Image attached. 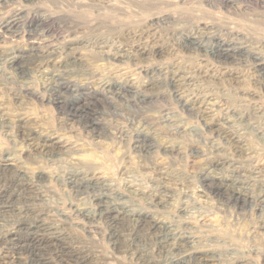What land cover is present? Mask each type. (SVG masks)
<instances>
[{
	"label": "rangeland",
	"instance_id": "obj_1",
	"mask_svg": "<svg viewBox=\"0 0 264 264\" xmlns=\"http://www.w3.org/2000/svg\"><path fill=\"white\" fill-rule=\"evenodd\" d=\"M15 16V33L0 36V166L34 184L42 199L36 205L50 214L48 221L67 232L75 250L78 247L92 264H170L186 254L199 257L198 263L190 264L211 258L217 264H264V212L256 206L242 211L225 207L204 193L200 180L207 161L229 157L228 162L233 161L246 177L264 184V79L254 65L264 64V0H0V21ZM32 21L38 33L27 27ZM184 34L197 37L202 46L184 47ZM29 42L39 50L54 45L59 57L50 63L29 64L25 78H20L7 59ZM217 44L233 45L244 56L223 63L216 56ZM71 59L76 66L72 65L74 70L68 66L73 71L60 83L88 90L82 97L78 90L76 98L67 97L90 102L89 114L98 126L95 132L66 117L49 101L51 75L61 65L58 61ZM179 75L185 85L173 89L160 83ZM111 85L141 101L129 105L112 95ZM178 95L196 108L206 105L209 114L187 111ZM232 110L238 117L259 111L250 121L262 129L259 135L245 120L233 123L239 147L214 138L205 124L210 120L220 125ZM223 123L221 127L228 126ZM136 134L148 140L147 152L143 145V150L136 147ZM28 137L34 138L29 141ZM45 138L52 143L46 151L31 144ZM76 169L99 178L112 193L123 196L121 201L130 210L169 226L171 234L190 235L192 250L176 252L175 239L169 242L173 247L161 251L153 245L155 250L133 239L132 222L112 235L113 229L103 220L79 217L83 209L94 212V197L93 192L75 195L68 189L66 174ZM159 183L168 187L163 206L153 205L149 197ZM253 189L258 188L253 185ZM11 216L7 218L14 221L16 215ZM3 255L9 257V252L0 245V259Z\"/></svg>",
	"mask_w": 264,
	"mask_h": 264
},
{
	"label": "bare ground",
	"instance_id": "obj_2",
	"mask_svg": "<svg viewBox=\"0 0 264 264\" xmlns=\"http://www.w3.org/2000/svg\"><path fill=\"white\" fill-rule=\"evenodd\" d=\"M7 13H8V11H7ZM9 13H11L10 10H9ZM14 15H17L16 12H15ZM16 17L17 16L12 17L9 20L6 19V20L0 21V36L3 35V34H8L9 35V34H12L13 32L15 33V31H14L15 29L13 30L12 28L14 27L15 23L17 22ZM4 18H5V16H4ZM27 27H29L30 31H35V32H32V33H38V31H39L38 29H36L37 28V24H35V21H32V23H29V25ZM184 36H185V34H184ZM194 37H196V36H194ZM49 39H50V37H49ZM181 44L184 47H186V48L193 47L195 49L196 48H200L202 46L201 43H200V39L198 40L197 37L195 39L193 37H188V36H185L183 38ZM47 46H46V50H39V49L36 48V46H35V44L33 42H29L27 48H25V49H20L19 48V50L11 52L9 58L7 59L9 67L14 69L17 72L16 74L19 75L20 78H25L26 69L29 66V64L38 63L40 65L41 63H50V61H53L54 59L59 57L58 56L59 55V49H56L57 47L56 48L53 47L54 45L53 46L47 45ZM232 46L227 45V44L226 45L225 44H220V45L217 44V47L215 48L216 49V51H215L216 52V56L223 63L224 62H228L229 63V62H233V61H236V60H241L243 58L244 55L236 52L234 50V47H232ZM20 47H22V46H20ZM70 48L68 47V50ZM186 48H184V49H186ZM205 48H207V47H205ZM211 48H213V46L210 47V49ZM189 49H192V48H189ZM136 50L139 51V48H136ZM206 51H208V50H206ZM143 52H145V51H143ZM200 53L202 54V51ZM203 54H205V53H203ZM211 54H213V53H211ZM245 56H247V55H245ZM256 59H258V58H256ZM75 62L76 61L73 60V59H71V61H68V62L67 61L65 62L63 60L62 61H58V63H60L61 65H59V68H60V69H58L59 71H57V73L55 72V73H53L51 75L52 76L51 77L52 80H50V81H52V83H51L50 90H51L52 93L50 94L49 101L54 103L56 108L58 109V111L61 112L62 114H64L66 117H74L75 119H77V121H78V123L80 125H82L85 128H88L90 131H94L95 132V131L98 130V126H97V123H95V121H93V117L92 118L90 117V114H89V111L91 110L90 109L91 108L90 102L89 101L88 102H86V101L79 102L80 98L73 99V98H76V96H75L76 94L75 93H76V91L78 89H75L72 86L62 87L61 83H60L61 79L63 78V76L66 73H69V72L71 73V71L74 70L72 65L75 64ZM254 65H255L256 71H258L259 74H260L259 77H262V79H264V64L258 62L257 64H254ZM68 66L69 67L72 66L73 70H71V68L69 69ZM75 66H76V64H75ZM172 72H174V71H172ZM173 75L175 76V74H173ZM152 76H154V75H152ZM257 77H258V75H257ZM184 79L185 78H182L179 75V77H177V76L176 77H172V78H170L168 80H165V79L164 80H160V83L164 84L166 86H170V87H172L174 89L177 86H180V85L182 86L183 84L185 85V83H184L185 80ZM108 87H109V90L111 89L114 92V94H112V95H115L119 99L126 100L128 102V104L133 106V107L138 103V101L139 102L141 101V99H138L135 95H131V93H128L129 92L128 90H124V88L114 87L113 85L108 86ZM170 87H168V88H170ZM24 89H25V87H24ZM175 90L173 92L177 94L178 91H175ZM78 91L79 92H77V93H79L80 97H82L83 95H85L84 91H88V90H78ZM21 93L22 94L23 93L27 94L28 92L25 91V92H21ZM67 95H71V97H73L72 98L73 100H71V98L67 97ZM177 97H178L177 99H179V100L181 99L179 97V95ZM205 100H207V99H205ZM180 102H181V105L184 108L187 109V111H191V112H194V113H197L196 111H201V115L202 116H203V113L207 114V115L209 114V112H208L209 108L206 105H199L198 104V106L196 108V106L194 107L193 105H190L191 101L190 102H187V101L185 102L183 100L182 101L180 100ZM209 103H210V101H209ZM204 104H206V103L204 102ZM194 108L196 110H194ZM246 108H247V106H246ZM229 112L232 115L225 116L224 119L222 118L223 122H224V123L223 122L222 123L223 124L226 123L228 125L227 127H221L220 125L222 123L220 125L219 124H212V123L209 122L210 120L208 122H205V124L208 127V130L214 135V138L222 139V141H231V143L233 142L235 145H237V147H239V145L241 143V140L237 137L238 135L235 134L236 132L231 130L232 127H233V123L235 121H237V119L247 121L249 127L252 130H254L257 135L261 134V130L262 129L260 130V127L255 126L253 124V122H250L252 120V118L259 113V111L258 112L257 111L250 112V113L249 112L248 113L245 112L246 114H240L239 117H238L239 113H236L234 110L229 111ZM227 113H228V111H227ZM256 134H255V136H256ZM27 136H28V133H27ZM131 137H132V135H131ZM33 138L34 137H28L27 140L30 141ZM39 139L37 138V141ZM45 139L46 140H43L41 143H39L36 140H34L31 144L34 147H36V148H38L40 150L46 151V150L49 149V147L52 146V143H50L49 139H47V138H45ZM29 141H28V143H29ZM145 141L147 143L148 140L146 138H144L143 136H141V134H136L135 135V143L137 144L136 147L138 149H142L143 147H145L144 150L148 151L149 148H151L150 145H145L146 144ZM220 142H221V140H220ZM149 143H150V141H149ZM141 145H143V147ZM242 148H243V146L241 147V149ZM230 150H232V149H230ZM0 157H1V154H0ZM49 158H51V157H49ZM227 159H225L224 161H221V160H209V161H207L205 163V167L202 169V171H200V180H201V183H202V187H203L204 193L206 195H208V196L213 197L214 200L218 201L221 205H224L225 207H234V209L236 208L237 211L238 210L242 211L243 209H248L250 207L256 206L258 208V210L264 212V184H259L258 181L254 180V177L253 178L252 177H250V178L246 177L241 172V170H239V167H236L234 165L233 161L228 162ZM74 164H76V163H74ZM228 166L230 168H227ZM76 170L77 171H70L68 173L66 172L67 174L65 173L66 174L67 186L70 187L68 189H71L75 195H81L82 193H86V192H93L91 194L94 197V198L92 197L93 198L94 212L93 213H89V211H86V210L83 209L82 211L78 212V216L79 217H81L82 219H86L88 221L103 220L104 222H106V224H108L113 229L112 231H110V233L112 235L113 234L115 235V233L117 231H120V230L124 229L125 226L127 225L126 222H129V223L132 222L130 235L133 237L134 240L138 241V243L147 242L151 246H153V245L157 246L158 249L161 250V249H164V247L168 248L169 246H171V244H173L172 242H174V239H175V241L177 240V243L176 244L174 243L175 244L174 250L176 252H181V251L185 252V251H187V249L188 250H192V249H189L191 247L190 246L191 245V241L190 240H192V239L189 240L190 235L188 237V236H186L188 234L182 235V234H185V233H182V234H180V237H178V236H175V235L171 234L169 229H168L169 226H165V225L156 223L155 221H153V218L151 216H148L144 212L140 213V212H134L135 210L134 211L130 210L131 208L130 207L128 208V206H126V202L121 201L123 199V196L122 195H116V194L112 193L113 191H110L109 190L110 188L108 189L107 186L103 184V181H101L99 178H97V177H95L93 175H88L87 173L86 174H81V173L78 172L79 171L78 169H76ZM226 172H227V175H225ZM226 176H228V177H226ZM157 182H160V180L157 181ZM255 182L258 183V185H255L256 184ZM166 185L159 183L157 188L156 187L154 189L152 188L153 192L150 194L149 197H150L153 205H162V206L164 205L163 204V202H164L163 197L167 196V193H168V187ZM253 185L258 188V189H255V190H257L255 194H253V191H255V190L254 189H253V191L251 190ZM0 186H1L0 187V245L7 252H9V257H7V255H3L1 257L0 264H92L91 258H87L88 256H86L83 253L81 254L79 252L81 250L77 251L78 247H76V250H75L74 249L75 246L74 247L71 246V245H73L72 244V240H70V238L67 236V234H66L67 232L64 233L62 231V229L60 230V228L55 226L50 220H49L50 222L48 221V219H49L48 217L49 216H47V215H50V214L46 215V213H45L46 211L44 212L41 208H39L36 205L42 199H41V195L37 191V188L34 186V184L32 185L30 183L24 182L20 178H17L16 176H14V174H12L9 171L8 168H4L3 166H0ZM98 190H99V192H98ZM80 197H82V196H80ZM40 202H42V201H40ZM41 204H39V205L41 206ZM90 210H92V209L90 208ZM190 212H191V210H190ZM47 213H48V211H47ZM54 214L51 213V215L55 216ZM62 214H63V212H62ZM13 215H16V218L15 219L12 218L14 221H12V220L10 221L7 217H10V216L13 217ZM76 216H77V214H76ZM55 217L53 218V220L55 219ZM59 217H61V216H59ZM59 217L56 218V219H60ZM62 219H64V218H62ZM62 219H60V220H62ZM7 221L9 222L8 225H7ZM64 221H66V220H64ZM172 222H174V221H172ZM2 223H4V224H2ZM60 224H64V223H60ZM173 227L175 228V226H173ZM61 228H63V227H61ZM108 229H110V228H108ZM181 230L182 229L180 228V231ZM127 234H128V232H127ZM127 237H128V235H127ZM121 238H123V237H121ZM116 239H117V237H116ZM171 239H173V241ZM170 240L172 241L171 243H169ZM151 246H149V247H151ZM154 246H153V249L155 248ZM139 247L140 246H137L138 249H139ZM171 247H173V246H171ZM156 249L157 248H155V250ZM136 251H138V250H136ZM150 251H148V252H150ZM193 251H195V250H193ZM145 253L147 254V252H145ZM154 253H156V252H154ZM178 254H180V253H178ZM178 254H177V258H178ZM161 255H162V253H161ZM151 259H153V258H151ZM197 260H199V257L195 256V254L194 255L186 254V255L180 257L179 260H175V261H173L170 264H190L192 262L198 263ZM212 260H213L212 258L211 259H205L204 262H200V263H202V264H217V262H214L215 259L213 260V262H211ZM150 264H151V262H150ZM160 264H162V263H160Z\"/></svg>",
	"mask_w": 264,
	"mask_h": 264
}]
</instances>
